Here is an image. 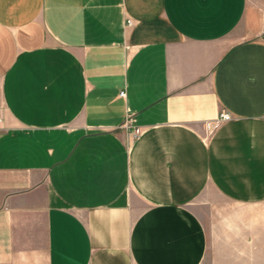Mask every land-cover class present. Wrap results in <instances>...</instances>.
I'll list each match as a JSON object with an SVG mask.
<instances>
[{"label":"crops","instance_id":"0c3cea01","mask_svg":"<svg viewBox=\"0 0 264 264\" xmlns=\"http://www.w3.org/2000/svg\"><path fill=\"white\" fill-rule=\"evenodd\" d=\"M255 260L264 0H0V264Z\"/></svg>","mask_w":264,"mask_h":264},{"label":"built area","instance_id":"2783aa9c","mask_svg":"<svg viewBox=\"0 0 264 264\" xmlns=\"http://www.w3.org/2000/svg\"><path fill=\"white\" fill-rule=\"evenodd\" d=\"M128 24L129 25H131L132 24V22L131 21H129L128 22ZM125 95V91H123L122 93H121V96L123 97ZM231 115H229L228 113H223V114H221V117H220V122H223V121H229V120H231ZM132 124V122H131V120H128L127 122H126V126H130Z\"/></svg>","mask_w":264,"mask_h":264},{"label":"rangeland","instance_id":"374dc122","mask_svg":"<svg viewBox=\"0 0 264 264\" xmlns=\"http://www.w3.org/2000/svg\"><path fill=\"white\" fill-rule=\"evenodd\" d=\"M237 264H264V260H255L253 262L244 261V262L237 263Z\"/></svg>","mask_w":264,"mask_h":264}]
</instances>
